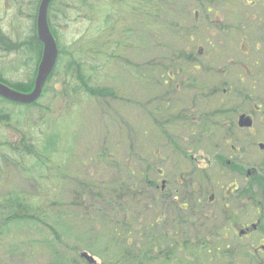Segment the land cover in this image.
Masks as SVG:
<instances>
[{
    "label": "trees",
    "instance_id": "16d2710c",
    "mask_svg": "<svg viewBox=\"0 0 264 264\" xmlns=\"http://www.w3.org/2000/svg\"><path fill=\"white\" fill-rule=\"evenodd\" d=\"M41 1L3 0L2 5L0 0V13L8 6V15H15V20H6L9 32L1 29L0 20V81L25 93L34 89L43 56L37 26ZM183 7L184 0L51 3L49 24L60 52L42 97L50 81L59 78L64 88L54 98H60L59 102L69 98L71 112H57L41 105L40 99L30 105L0 96V248L9 245L15 253L21 244L26 245L23 254L27 259L38 262L33 257L40 252L50 255L47 264H90L82 257L83 251L96 259L95 264H240L243 260L248 264L247 259L251 264L255 260L252 252L230 246L222 234H212L224 215L220 212L218 217L214 203L203 204L205 198L201 203L204 212H199L200 190L186 186L187 194L179 184L183 154L196 150L200 139H183L174 126L179 121L193 122L188 108L213 115L217 104L208 90L233 85L232 79L200 76L197 62L186 51L188 44L183 48L157 44L166 62L155 58L145 67L123 59L124 50L130 47L127 23L139 22L143 33L156 38L170 30L182 32L185 28H179L180 22L167 25V21ZM179 14L181 19L186 16ZM24 15L27 21H22ZM73 21L84 23L85 28L78 37L66 39L63 28ZM189 31L187 37L193 35ZM4 56H14L9 68L1 66ZM113 67L130 72L132 83L139 84L149 98L144 105L146 120L131 124L125 115L123 122L113 119L111 123L118 128L111 133H118L116 139L110 147H100L97 136H80L75 129L73 101L81 107L85 99H121L127 86L107 84ZM169 71L179 72L178 77L172 80ZM137 102L134 105L139 107ZM80 110L74 109L76 114ZM180 126L185 136L192 132ZM162 136L172 145L168 157L174 171L169 174L156 166L159 158L166 157L160 156ZM123 149L129 155L119 157ZM161 175L170 185L180 186V192L170 185L161 191L157 180ZM215 176L213 172L199 174L205 180H215ZM185 199L189 200L186 211ZM24 223L29 230H10ZM34 230L40 236H32ZM64 247L69 250L62 251Z\"/></svg>",
    "mask_w": 264,
    "mask_h": 264
},
{
    "label": "flooded vegetation",
    "instance_id": "af4514ba",
    "mask_svg": "<svg viewBox=\"0 0 264 264\" xmlns=\"http://www.w3.org/2000/svg\"><path fill=\"white\" fill-rule=\"evenodd\" d=\"M182 11L184 27L202 37L186 48L193 62L198 61L195 69L234 82L208 90L217 104L213 115L188 108L193 122L174 126L183 139H200L196 150L183 154L179 184L185 191L186 186L200 190L199 212H204L202 198L203 204H216L224 219L211 233L229 237L241 251L254 252L252 260L259 264L264 262V0H184ZM168 74L174 80L179 72ZM214 114L219 115L216 120L210 118ZM247 117L249 127L241 125ZM182 124L192 130L187 136ZM205 172L216 174L215 180L201 179ZM164 179H157L161 191L170 185L167 179L163 185ZM184 203L189 210V200Z\"/></svg>",
    "mask_w": 264,
    "mask_h": 264
},
{
    "label": "rangeland",
    "instance_id": "374dc122",
    "mask_svg": "<svg viewBox=\"0 0 264 264\" xmlns=\"http://www.w3.org/2000/svg\"><path fill=\"white\" fill-rule=\"evenodd\" d=\"M3 5V0H1ZM8 6H6L5 9H2L5 13H0V20L2 21L1 29L5 32H9L8 27L6 26V20L10 21L11 18L15 20V15L11 17L12 15H8ZM183 12L179 8L176 9V12L173 11V14L170 15L167 21V25H170L172 22L175 23H181L179 28L184 27L183 22L185 21L186 16H184L182 19L178 16L179 13ZM7 14V15H6ZM171 18V19H170ZM28 16L24 15L22 18V21H27ZM71 27V28H70ZM70 27H64V34H67L65 37L68 39L69 37L73 36V38L78 37V35L81 33V31L84 30L85 24L78 21H73V24ZM140 23L137 22L136 24L134 22L127 23V36L129 39L130 47L127 48V50H124L123 52V59L128 60L129 62H133L134 64H141L140 66L145 67L147 63H150L152 59L162 60V62H166L167 58L164 59L163 55L160 54V50L156 47L157 44H163L164 46L171 47V46H177V48H183L185 44H191V41L189 40V37L186 35L189 34V30L185 28V30H182V32H179L178 29L170 30L169 32L163 34L159 38L153 37L151 35H147V33H143L140 28ZM186 36V37H184ZM196 41H201V35H198L194 37ZM67 50L72 49V47H66ZM11 56L4 59L1 66L5 68H9ZM14 56L11 58L13 59ZM123 62V61H122ZM198 63V61H196ZM195 62V63H196ZM226 61H221L220 64H225ZM227 66V65H226ZM9 70V69H8ZM6 70V71H8ZM200 76H203V74L200 73V71H197ZM111 79H109V83L112 86H118L121 85L122 87L126 85V90L122 91L121 99L118 100H110V99H102V100H94V99H85L83 102H81L80 106H75V102L73 101V124L77 132L80 136L90 137L93 138L97 136V140L99 141V146L103 147H110V141H115L116 135L118 133H114L112 131V128H118L111 123L113 119H119L122 116L125 115L130 121V123H134V120L141 121L143 119L146 120V108L144 105L146 104L147 100L149 99L147 96H144L143 92L140 90L139 84L132 83L131 78H129L130 72L122 73L117 69V67H113V69L110 71ZM234 80L232 79V83ZM64 86L60 82L59 78L52 79L49 83V87L46 90L44 96L42 99L39 100L40 104L43 106H48L49 108L56 110L57 112H71V107L69 106L70 100L69 98L67 100H63V102H59L60 98H54L55 92L57 90H63ZM138 100V102H137ZM105 101H108V103H105ZM141 103L139 107L135 106V103ZM142 105V106H141ZM74 109H81L80 112L78 111V114L75 113ZM35 116L37 113H34ZM118 114H121V116H118ZM122 124V123H121ZM144 124V121H143ZM109 128V133L106 135V132ZM121 128V127H119ZM123 129V128H122ZM124 130V129H123ZM126 133V131H125ZM152 134V133H151ZM150 134V135H151ZM161 136V135H160ZM163 139L160 143L161 145V151L160 156H166L165 159L159 158L156 161L157 167H162L168 174L170 172L173 173L174 167H173V160L172 158L168 157V155L171 152L170 141L166 139L164 136H162ZM123 151H125L123 149ZM81 154V153H80ZM83 155V154H81ZM129 153H120L118 155L119 157L122 156H128ZM169 158V160L167 159ZM165 163L167 164H164ZM167 174V173H166ZM173 187V190H177L178 192L180 189V186L177 185H170V187ZM216 205V204H215ZM215 211L217 209V206L214 207ZM220 214V211H218V217ZM29 226L26 225V223L20 225L16 224V226H13L10 230L13 232H21L22 230H29ZM36 229V228H35ZM3 230V229H2ZM6 234V230L3 232ZM40 233V232H39ZM38 233V230H34L32 232V236H40ZM17 234V233H16ZM40 238V237H38ZM214 239V238H213ZM17 243L21 244V241L17 240ZM6 243V242H5ZM7 244L9 242L7 241ZM21 249L16 251L15 253H11L9 251V245L3 246L0 248V264H47L49 261L50 255H43L40 254V252L36 253V256L33 257V259H38V262H31L30 258L27 259L26 256L23 254L24 250H28L27 246L25 245L22 247V244L20 245ZM67 247H64L62 251H65ZM67 251L69 249H66ZM74 253L73 251H70L69 254ZM42 258V259H41ZM98 260V259H97ZM48 261V262H47ZM99 261V260H98ZM40 262V263H39ZM100 262V261H99ZM240 264H245V261H240Z\"/></svg>",
    "mask_w": 264,
    "mask_h": 264
},
{
    "label": "water",
    "instance_id": "95a60500",
    "mask_svg": "<svg viewBox=\"0 0 264 264\" xmlns=\"http://www.w3.org/2000/svg\"><path fill=\"white\" fill-rule=\"evenodd\" d=\"M52 1L53 0H42L40 5L38 15V34L40 40L44 43V52L40 62L39 73L36 78L34 90L30 93H24L12 89L8 85L0 82V95L11 101L23 104H32L37 101L42 95L47 79L55 68L59 56V48L48 23V9ZM241 124L250 126L251 121L249 118H246L245 122H241ZM82 256L90 263L95 262V259L87 252H83Z\"/></svg>",
    "mask_w": 264,
    "mask_h": 264
}]
</instances>
